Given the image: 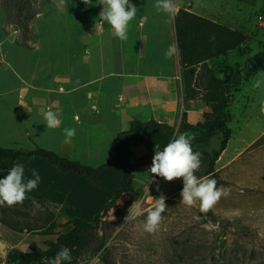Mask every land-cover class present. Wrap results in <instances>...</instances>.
<instances>
[{"label":"rangeland","instance_id":"obj_1","mask_svg":"<svg viewBox=\"0 0 264 264\" xmlns=\"http://www.w3.org/2000/svg\"><path fill=\"white\" fill-rule=\"evenodd\" d=\"M41 1L0 0V41L2 45L7 43L6 48L8 42L15 43L12 49L15 54L19 52V45L28 46L29 49L24 51L27 56L20 60L27 64L39 57L44 63L48 62L49 51L32 50L29 41L46 42L49 39L50 23L57 22L51 11L56 4L63 2ZM182 1L184 4L176 6L177 13L185 8L249 37L241 47L197 66L185 68L179 65L178 73L183 81L181 89L188 98L203 101L204 110L201 113L186 111L183 117L178 116L173 122L165 123L163 132L171 140L181 133L193 137L206 136V123L219 111L216 102L206 99L211 91L212 79L217 78L216 85H219L222 81L237 82L241 77L239 85L231 87L234 100L227 109L228 127L232 132L227 147L231 155L221 160L222 154L213 161L210 151L219 148L224 135L222 132L215 133L207 141L192 143L193 151L202 154L201 166L195 173L197 177L210 178L218 172L223 181L220 186L229 188L231 194L222 197L207 213L199 211V202L193 207L184 205L181 203L183 178L169 182L150 172L157 145L155 138H149L151 144L148 141L138 142L132 147L128 165L134 175V188L121 194L99 223V235L108 237L105 246L97 253L93 251L91 245L95 231L91 230L84 247L70 249L71 264H264V71H259L257 64L251 62L258 52L264 50V0ZM177 54L181 61L179 47L175 56ZM32 77L36 78L35 74ZM37 77L42 79V85L52 86L53 80L48 74L43 72ZM257 81L259 87H255ZM59 88L62 89L61 86ZM4 101L5 105L8 103L9 110L0 117L1 147L15 151L47 148L93 166H101L109 160L113 139L131 124V121L122 120L116 113L109 112L112 121L107 118L108 132L100 138L88 140L86 131L76 130V134L81 136H74L71 143H65L64 129H48L43 113L39 115L42 128L34 129L31 113L13 109L11 99ZM51 103L49 100L45 104V110L51 108L57 113ZM74 118L76 121L79 119ZM73 120L66 118L65 122ZM114 154L113 161L95 177L73 171L66 173L43 157L57 170L51 172L41 168L47 179H41L28 197L44 199L53 209L56 214L54 234L50 238L37 231L15 232L0 223V264L10 260L9 255L14 249L25 252L27 249V252L54 250L74 229L76 221H91L93 214L100 212L103 202L110 203L121 188L122 168L127 159L125 149L118 148ZM14 164L25 163L10 158L0 159V179ZM26 173V179L31 178ZM150 195L153 197L151 202L147 199ZM162 195L168 207L159 229L149 234L143 229L147 210L155 203V198L159 199ZM47 197L51 200H46ZM126 216L129 219L125 220ZM54 257L51 254L42 263L48 264Z\"/></svg>","mask_w":264,"mask_h":264},{"label":"crops","instance_id":"obj_2","mask_svg":"<svg viewBox=\"0 0 264 264\" xmlns=\"http://www.w3.org/2000/svg\"><path fill=\"white\" fill-rule=\"evenodd\" d=\"M39 1L42 3L36 0ZM155 2L130 1L137 7V14L128 26L127 41H121L114 35L111 25L100 17L103 5L99 0H92L91 5H85L83 0H63L51 11L57 22L50 23L49 39L46 42L29 41L30 49L49 51L47 63L40 57V60L24 63L20 60L27 56L24 51L29 49L28 46L19 45V52L15 54L12 53L15 43L7 41L6 48L7 43L2 45L0 41V117L9 110L4 100L11 99L13 109L31 113L34 129H41L39 115L46 111L45 104L50 100L62 121V127L57 129L74 126L75 130L86 131L89 140L108 132L107 120L112 121L109 112L129 122L154 118L161 123L173 122L186 111L203 112V101L187 98L181 89L179 54H174L171 59L165 57L170 45L178 47L177 12L170 20L165 13L156 10ZM174 2L176 6L184 4L182 0ZM43 72L53 80L52 86L42 85V79H37ZM34 74L36 78L32 77ZM74 116L79 118L78 121ZM66 118L74 120L66 123ZM37 144L40 145L38 141ZM43 157L22 155L16 160L25 163L26 175L33 178L32 171L35 170L40 180H46L41 168L51 172L56 168ZM108 202H103L99 213L105 210ZM96 215L95 212L89 222H93ZM55 220L56 217L38 230L11 229L15 232L37 231L52 238ZM0 223L7 226L1 219Z\"/></svg>","mask_w":264,"mask_h":264},{"label":"trees","instance_id":"obj_3","mask_svg":"<svg viewBox=\"0 0 264 264\" xmlns=\"http://www.w3.org/2000/svg\"><path fill=\"white\" fill-rule=\"evenodd\" d=\"M132 1V0H130ZM176 29L178 47L181 54V64L183 67H194L206 62L208 59L224 54L229 50H233L246 44L249 37L246 33L230 28L226 25L211 21L194 12H190L185 8H181L176 15ZM251 62H255L259 71H264V50L258 52ZM239 78L240 75H237ZM241 80L237 82L222 81L216 85L218 79L213 78L209 86L210 93L206 99L217 103L219 111L216 117L210 119L206 125L208 133L204 137H194V142H204L209 140L217 132H222L223 139L217 149L211 150L213 161L220 158L223 151L227 148L232 132L228 127V107L234 100L231 87L239 85ZM188 98V97H187ZM165 123L152 118L150 120L134 119L131 121L130 127L117 135L111 145V155L109 160L101 166H93L84 164L78 160L64 157L55 151L38 147L36 150H10L0 146V159H17L22 155H40L47 157L52 164L59 166L64 170H72L78 174H86L95 177L99 171L110 164L115 157L116 148H123L127 151V159L122 168V186L115 193L114 198L105 207L103 213L96 215L94 222L76 221L74 229L68 233L57 245L54 250L44 252H25L20 249H14L9 255V261L4 264H36L34 262H42L52 255H56L62 248L66 247L74 249L75 247H84L88 235L94 230V243L91 245L95 253L99 252L106 244L108 237L99 235V223L107 215L109 208L116 203L118 197L123 193L131 192L134 188V175L128 169L129 157L132 153V147L138 142L148 141L151 144L150 137H154L156 144L160 147L166 146L171 137H165ZM217 181V187L222 184L218 172L210 177ZM37 200L44 208L43 211H37L33 215V206L31 201ZM1 222L13 230L23 231L25 229L38 230L45 228L56 214L50 205L44 199L28 197L23 205L17 204L13 207L0 206ZM89 239V238H88ZM87 244V243H86ZM85 244V245H86ZM66 263V262H65Z\"/></svg>","mask_w":264,"mask_h":264},{"label":"clouds","instance_id":"obj_4","mask_svg":"<svg viewBox=\"0 0 264 264\" xmlns=\"http://www.w3.org/2000/svg\"><path fill=\"white\" fill-rule=\"evenodd\" d=\"M85 5H91L92 0H83ZM103 5L100 17L111 25L114 35L121 41L128 39V26L136 17L137 7L130 3V0H99ZM155 8L158 12L165 13L169 19H173L176 13V4L174 0H156ZM177 46L172 44L165 52V57L171 59L176 53ZM259 81L255 87H259ZM264 111V109H262ZM44 120L48 129L59 128L62 121L58 114L49 108L43 113ZM65 143H71L76 135L74 128H64ZM193 136L188 133H181L171 140L163 150L157 144L155 155L152 161L150 172L171 182L177 178H183V189L181 192L182 202L188 207H193L199 202V211L207 213L222 198L231 194L229 188L223 186L217 187V181L213 178H198L195 174L201 166V153L194 152L192 148ZM33 178L25 177V168L22 164H14L6 176L0 179V206L13 207L17 204L23 205L28 199V193L37 188L40 182L39 173L32 171ZM149 202L153 197H147ZM33 206V215L37 211H43V206L35 199L31 201ZM168 206L165 203V197L162 195L159 199L155 198V203L147 210V218L143 223L145 232L155 233L163 219ZM129 216L125 217V220ZM28 249L26 250V252ZM70 249L62 247L54 258L49 260L48 264H71Z\"/></svg>","mask_w":264,"mask_h":264},{"label":"bare ground","instance_id":"obj_5","mask_svg":"<svg viewBox=\"0 0 264 264\" xmlns=\"http://www.w3.org/2000/svg\"><path fill=\"white\" fill-rule=\"evenodd\" d=\"M229 149H230V148L227 147V148L223 151V153H222V154H223V158H221V160L224 159V157H226V156L228 157L229 155H231ZM220 157H221V156H220Z\"/></svg>","mask_w":264,"mask_h":264}]
</instances>
